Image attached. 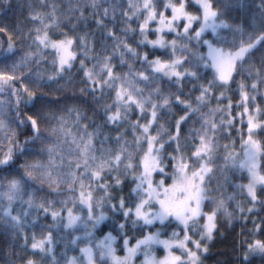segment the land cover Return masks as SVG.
I'll use <instances>...</instances> for the list:
<instances>
[{"label":"snow or ice","instance_id":"snow-or-ice-1","mask_svg":"<svg viewBox=\"0 0 264 264\" xmlns=\"http://www.w3.org/2000/svg\"><path fill=\"white\" fill-rule=\"evenodd\" d=\"M0 4L5 13L12 8L10 0H0ZM27 7L31 27L26 34L20 27L10 30L7 25L0 26V34L7 36L4 61H0L6 64L0 68V224L19 235L32 210L45 218L50 216L52 223L46 232L42 229L39 238L33 234L29 241L24 236L21 247L26 255L19 264H43V257L52 253L51 228L60 225L65 229L85 227L83 238L74 236L71 240L73 245L83 240L79 257L68 258L66 264H135L138 257H142L140 264H202L201 254L208 252L220 216L229 225L234 219L247 221L259 216V210H264V139L257 136H264V108L255 102L264 87V54L259 65L251 57L257 45L264 49V0H259V27L254 26L247 39L242 34L238 43L217 35L219 28L229 25L223 20L217 22L221 12L213 0H105L104 4L88 0L63 5V12L61 5L39 0ZM86 13L103 29L104 39L112 41V50L98 54L91 68L80 59L79 71L85 78L80 94L91 97L103 113L99 124L93 122L92 131L83 122L88 117L75 101L68 105V97L45 100L37 95V90L52 85L58 86L57 92H64L59 86L64 74L74 67L75 43L84 47L85 58L94 51L84 37L68 34L77 31V23L87 20ZM117 21L124 25L119 31ZM68 25L71 27L61 36H52L53 30ZM209 29L217 36L215 42L204 38ZM128 32H138L135 47L122 38ZM17 35L22 41H31L22 55L13 39ZM150 35L155 38L150 39ZM204 47L206 53L200 51ZM147 48L153 50L152 59L143 50ZM157 49L165 50L168 57L156 56ZM49 55L53 70L42 72L40 66ZM117 55L119 65L127 71L117 70L113 62ZM10 58L12 63L7 64ZM129 61H137L141 67ZM201 69L210 71L212 78L199 84V95L193 102L183 89L188 84L195 88L205 79ZM237 76L241 78L236 80ZM165 82L175 91L163 94ZM230 82H235L239 91V111L233 115L231 100L226 108L220 107L222 91L216 98L217 108L202 113L214 87H226ZM105 97L110 102L102 103ZM22 104L24 108L31 105V109L22 112ZM180 106L183 114L171 117L174 123L165 128L160 123L167 115L163 110L170 113ZM217 111L227 113L219 122L215 119ZM8 112L13 114L10 121L4 118ZM197 113H201L200 128L185 131L184 126ZM73 114V126L69 127L65 115ZM236 123L242 127L236 128ZM126 124L132 130L131 141L126 139ZM109 125L116 131L114 138L105 131ZM234 128L240 136L242 156L235 151L234 141L231 147L222 146L221 155L217 134L227 132L231 136ZM113 139L115 149L107 146ZM228 171L231 178L239 173L247 181L235 185L245 200L236 201L232 211L230 202L235 195L224 191L226 184L231 186ZM129 177L133 186L127 198L113 197L112 191ZM17 203L21 207L13 214ZM105 204L124 222L118 224L116 235L109 231L95 238L94 230L108 219ZM77 205L79 210L74 211ZM128 223L133 229L142 225L134 243L126 230ZM169 228L170 235L166 231ZM243 245L240 264H251L250 257L255 254L264 256V217L259 222L252 219ZM117 248L123 251L122 256ZM161 248L164 255L158 258L155 252Z\"/></svg>","mask_w":264,"mask_h":264},{"label":"trees","instance_id":"trees-1","mask_svg":"<svg viewBox=\"0 0 264 264\" xmlns=\"http://www.w3.org/2000/svg\"><path fill=\"white\" fill-rule=\"evenodd\" d=\"M71 1H74V0H71ZM75 1L78 2V0H75ZM38 2H39V0H10V3L12 4V8L9 11H7V13H5L3 11V5L0 4V26L7 25L10 30H15L17 27H20L22 34H26L28 32V29L31 27V24L29 23V21L26 18L27 13L29 11L27 5L30 3L33 5H37ZM49 2H56V0H49ZM254 2H255V0H254ZM253 9L254 8H252V10ZM249 10L252 11L251 6L249 7ZM248 13L250 14V12H248ZM117 15L119 16V14H117ZM105 23H108V21H105ZM108 27L111 28L112 24L109 23ZM122 27H124V25L120 24L118 21L116 24V30L119 31V29ZM76 28H77L76 32L78 34L81 33V34H79L80 37H84L87 45L90 48L94 49V51L90 52L88 58L84 57V52L83 53H77L76 52L77 58L74 61V67L71 69L70 72H67L64 74V79L61 81V84L59 86V87H63L64 92H62V93L57 92L56 88L58 86L52 85L51 88L44 87L42 89L37 90V95L41 96V98L45 99V100H56L58 98L64 99L65 97H68V98H70L66 101L68 105H71L73 103V101H75L77 107L80 108L81 112L85 116L88 117V119L83 121V122L88 123L89 124V130H92L93 122H95L96 124L98 122H101L100 118L103 115V113H102V111H100L99 108H97L94 105L91 97L86 96V95L82 96L80 94V88L84 86V79H85L83 77V72L79 71L80 59L84 58L85 64L89 68H91L92 65L96 62L98 54L102 53L100 51V48L102 46H107V45H109L111 47L112 41L110 39L109 40L104 39L103 29L96 25L95 19L90 15H88V19L85 22H83L81 24L77 23ZM62 32H64V31L56 30V31L52 32V36L54 38L59 37V36H61ZM69 35H71V33ZM72 36H74V35L72 34ZM126 37H128V38L135 37V40H133L131 42L132 46L135 47L134 45H136V40L138 39L137 35H134V36H128L127 35ZM77 38H78V36H77ZM13 39L15 42L16 50L21 55L23 54L24 51L28 50L27 46H28V44L31 43L30 40L22 41L18 35L14 36ZM73 46H75V45H73ZM6 48H7V36L0 34V61H4V56L2 55V53L4 52V50ZM145 50L148 51L150 55H152V51H153L152 49L147 48ZM155 55L159 56V49L155 50ZM78 56H80L81 58L78 59ZM50 57L51 56L49 55L48 56L49 62H50ZM15 58L19 59V56L15 57ZM11 60L12 59L10 58L6 63L8 64ZM118 60H119V57L116 56L114 58V63L116 64L117 70H119V71L125 70L124 68H121V66H119ZM251 60H252V57H251ZM48 61L44 63V67L41 70L42 72H51L53 70V67L49 66ZM252 62L255 63L253 60H252ZM130 63H133L134 67L135 66H141L140 63L137 61H131ZM0 64L2 65V63H0ZM245 69H247V65H245ZM244 75H247L246 71H245ZM240 78H241L240 76H237L236 80H238ZM44 79H45V83H46L47 82L46 77ZM161 87H162V89H164L163 86H161ZM227 88L229 90H231L233 102L237 101L238 96H239V94H238L239 91L237 89L236 83L230 82L229 85L227 86ZM191 89L194 90L197 88L192 87ZM261 92L262 91L260 89V94L257 95L256 100L258 102V105L260 107L264 108V95ZM221 99H223V98H221ZM225 101L226 100L224 99V102ZM103 102H110V101H108L107 98L105 97L102 100V103ZM39 106L40 105L37 104V107H39ZM55 107L56 106H53V108H55ZM59 107H64V106L60 105ZM29 109H31V105H29V108H24L23 104L21 105V111L22 112H28ZM94 109H95V111H94ZM72 117H74V114L71 117L65 115V118L67 120L72 119ZM12 118H13V114L11 113V119ZM72 121H73V119H72ZM72 121H71V124L68 123V126H72ZM13 127H14V125H13ZM43 130H44V128L42 127V131ZM229 137H230L231 141L235 142V144H234L235 151L242 154L240 136L236 132L235 129L231 130V136H229ZM22 139H23V137H21V140ZM257 139H264V136L258 135ZM231 141H230V147L232 146ZM222 151H223V149H222ZM226 174L230 178L231 186H229L227 184L225 185V189H224L225 194L226 195H233V194L235 195V199L230 202L232 204V207L229 208V211H232L234 206H235L236 201L244 202V200H245V194L243 192H241L239 189H236L235 185H238L241 183H246L247 181L241 179L239 173H237V176L234 179L231 178V172L230 171H228ZM217 178H219V174H218ZM37 199H39V197ZM17 204H19V203H17ZM13 207H14L13 214H16V210H19L21 205L20 204L14 205ZM257 208L259 209V206H257ZM32 211L34 213V218L32 219V221L28 220V223L33 222V220H35V223L38 222L39 226L36 225L34 231L29 232L28 235L25 234L28 236V238H30L32 236V233L35 231L37 232L36 234H42V229H43V231L48 230L47 227L41 226V223H43V221L48 222L49 217L45 218L44 216H42V214L37 215L36 210H32ZM237 215H239V214H237ZM110 216L120 219L119 218L120 216L118 214H112V212H110ZM260 217H264V210H259V216L251 217L247 221H245L243 219H234L232 221V223L229 225L226 222L225 218L223 216H220V218L218 220V227H217V230L214 234V239L211 242H209V245H208L209 250L207 253H204L201 256L202 264H240V261L243 257V253L245 250L244 245H243V241L248 236L249 230L252 229V219H256L257 222H259ZM37 227H40L41 229L37 228ZM110 229H111V227L108 225V223H104L100 227L99 231L105 232V231L110 230ZM128 230H129L128 233H135L138 237H140V235H141V227H138L135 229L129 228ZM145 231H146V229H145ZM25 235H23L22 233H20L19 235H14L9 228H7L3 224H0V264H19L20 258H22L24 255H26L25 250L21 247L24 243V236ZM28 252H29V249H28ZM250 260H251V264H264V256H261L259 254L253 255L252 257H250Z\"/></svg>","mask_w":264,"mask_h":264},{"label":"rangeland","instance_id":"rangeland-1","mask_svg":"<svg viewBox=\"0 0 264 264\" xmlns=\"http://www.w3.org/2000/svg\"><path fill=\"white\" fill-rule=\"evenodd\" d=\"M97 2L100 3V4H104L105 0H97ZM111 2H112V0H108V3H111ZM55 3H57L58 5H61L60 11L63 12V11L66 10L63 7V5H67L68 3L85 4V3H88V0H78V2L75 1V0L74 1H71V0H56ZM213 3L215 5H217V6H219L220 12H221L219 20L217 22L219 23L220 20H223L225 23H227L229 25L228 28H219L217 30V35L218 36L224 37L228 41L235 40L238 43L240 41V39H241L242 34H243V38L247 39V34L252 32L253 27L254 26L257 27V28L259 27V7H258L259 6V1L258 0H255V2H254V0H213ZM250 6H251V10H252V8H254L252 11L249 10ZM190 10L194 11V9H190ZM248 12H250V14ZM117 14H119V13L117 12ZM86 16H87V19H88V14L87 13H86ZM254 17L256 18L255 21H254ZM79 23L81 24L83 22H79ZM70 26L69 25L67 27H63L62 26L61 29H59V30H62L64 32L68 31V28ZM132 27L133 28L136 27L135 22L132 23ZM237 29H239V31H237ZM54 31H56V30H53L52 32H54ZM68 33L69 34L71 33L70 36H72V34H73L76 37L77 36L80 37L79 34H81V33L78 34L77 32H75V33L68 32ZM127 35L128 36L137 35V37H138V32H137V34H134L132 32H128ZM123 38H126L129 43H131L133 40H135V37H130V38L123 37ZM149 38L150 39H154L155 37L150 35ZM168 38L170 39L171 37H168ZM204 38L212 40L213 42H215L216 39H217V36L213 35L211 30L209 29L208 31H206L204 33ZM192 44H195V41H193ZM74 45L75 46H73V48H74L73 50L75 51V53L76 52L77 53H83L84 52V47L82 45H80L79 42L75 43ZM190 47H191V45H190ZM111 49H112V46L110 47L109 45H107V46H102L100 48V51L102 53L105 52V51L109 52ZM257 49H259V50H257ZM257 49L253 50L254 55L252 56V60L255 62V64L259 65L260 57H261L262 54H264V49H261L260 45H257ZM143 50L146 51L145 49H143ZM193 50L195 51V49H193ZM48 51L50 52L51 50H48ZM200 51L206 53L207 49H206V47H204V48H201ZM159 56L162 59H166L168 57V53L165 50H163V49H159ZM80 58L81 57L78 56V59H80ZM149 58L152 59L153 56L149 55ZM15 59L18 60V58H15ZM51 60H52V56L50 57V62L48 61L49 66H52ZM129 62H131V61H129ZM11 63H12V60L8 64H11ZM44 63L45 62H42L41 66H40L41 70L44 67ZM193 63H195V58H193ZM5 66H6L5 63H2V65L0 64V68L5 67ZM135 67L136 68H140L141 66H135ZM124 69L125 70H123V71H127L126 67H124ZM201 75L204 76L205 79L201 80V81H199L197 83V85H196L197 89L192 90L191 88L193 86L191 84H188L183 89V91H184V93L186 95L190 94V98H191V100L193 102L195 101L196 96L199 95V90H198L199 89V84H201V83L206 84L207 80H210L212 78L211 72L210 71H205L203 69H201ZM162 86L164 88V89H162V93L163 94H168L169 92L175 91V89H170L169 88L167 82H165ZM260 89L262 91L261 93L264 95V87H261ZM222 91L224 92V95H223V97H221L223 99H221L220 107L221 108H226L227 105H228L229 100H231L233 115H235L236 112L239 111V109L237 108V103L240 100V95L238 96L237 101L233 102L232 95H231V90H229L227 88V86L226 87H222L219 84H217L214 87V89H213L211 99L206 102L207 103V107H203L202 106V113H207L210 108L211 109H216L217 108L216 98L220 96V93ZM224 99L226 100L225 102H224ZM255 103L258 105L257 100H256ZM181 108H182V106L174 107V108H172L170 113H168V109H164L163 112L167 113V115L163 116V119H161L160 123L164 124L165 128H167L170 123H174V121L171 119V117H177L178 118L179 115L183 114L181 112V110H180ZM200 115H201V113H197L188 122V124L184 126L185 131H188V130L192 129L193 127L200 128V126H201L200 122H199L200 121ZM224 115H227V113L226 112H222V111H217L215 113V119L217 120V122H219L221 116H224ZM4 118L6 120L10 121L11 112H8L7 115ZM131 118L135 119V114H131ZM72 119L74 120V117H72ZM72 119L68 120L69 124H71ZM238 120H239V117L237 116V121ZM245 121H246V118H245ZM99 123L100 122H98L97 124H99ZM72 126H73V121H72ZM72 126H69V127H72ZM240 127H242V126L239 123H236V128H240ZM125 128L127 129V133H128L127 136H126V139L128 141H131L132 140V135H133L132 134V130L129 127V125H127V124L125 125ZM73 130L75 131V128H73ZM89 131H92V130H89ZM105 131L108 134H110L113 138L116 136V131L114 130V126L109 125L107 127V129H105ZM121 131H124V130L121 129ZM153 134H155V126H154V129H153ZM161 135H165V133L162 132ZM165 138H166V135H165ZM0 140H2V134H0ZM217 140L219 141V144L221 145L220 152H221V155H222L223 154V151H222L223 147L222 146L224 144H229L230 145V141L231 140H230V137L228 136L227 132H218ZM96 143L99 146V140H97ZM107 146L111 147L113 149H115L117 147V145L115 144L114 139L110 140ZM166 147H167V145H166ZM170 150L171 149H169V151ZM241 156H242V154H241ZM220 162H222V161H220ZM132 186L133 185L131 184V177H129L128 179L124 180V183H123V185L120 188L115 189L114 191H112L111 194H112L113 197H116V198H118L121 195H123V196H125L127 198L129 192L131 191V187ZM98 195H99V193H98ZM63 198L64 197H59L58 199H63ZM113 202H115V201H113ZM15 205H19V204H15ZM57 207H59V205H57ZM78 210H79V206L77 205V208L74 209V211H78ZM103 211L105 212V214L108 217V219H106L101 225H99L94 230V237L95 238H101L104 233H107L109 231H111L113 233V235H116L117 231H118V224L124 222V218L121 215H119V214L118 215L120 216L119 217L120 219L110 216V212H112V211H111V209H110L108 204L104 205ZM82 214L86 215V210ZM112 214H114V213H112ZM42 216H43V214H42ZM33 218H34V213H33L32 216L28 217V220L32 221ZM51 223H52L51 217L49 216L48 222L47 221H43V223H41V226H44V227L48 228V226ZM104 223H108V225L111 227V229L107 230L105 232H101V231H99V229ZM36 225L39 226L38 222L35 223V224L33 222H29L28 224H26L24 226L22 234L23 235H25V234L28 235L29 232H32V231L35 230V226ZM138 227H142V225H138L136 228H138ZM157 227H158V225H157ZM37 228H40V227H37ZM129 228L130 229L132 228L131 223H128L126 225V230H128ZM88 229H91V225L90 224L88 225ZM152 230L155 231L156 228L153 227ZM51 231H52V235H53L52 253L49 256L43 257V264H53V257L55 258L56 264H66V260L68 258L73 257V256L79 257V255H80L79 254V246H83V240L77 241L76 245H73L71 243V240H72V238L74 236H81L83 238V235H84V232H85V227L84 226H82V225L78 226L76 229H65V228H63L62 225H60V226H57L55 228L52 227ZM166 231L170 235L172 229L169 228ZM44 232H46V231H44ZM36 233L37 232L35 231V232L32 233V235L35 234L37 236V238H39L41 236V234H36ZM128 234H129L130 237H133V239L131 241L132 243L135 242L134 238H139L135 233H128ZM162 238H167V237L166 236H162ZM30 240H31V237L29 238V241ZM118 243H119V241H118ZM30 251H31V249H29V252ZM117 254L121 255V256L124 254L123 251L121 250V248H117ZM202 254H204V253H202ZM202 254H201V256H202ZM155 255L158 258H161L164 255L163 249L161 248V249L156 250ZM255 255H257V254H255ZM36 259L40 260L41 258L40 257H36ZM140 259H142V257H138L135 260V264H140Z\"/></svg>","mask_w":264,"mask_h":264}]
</instances>
